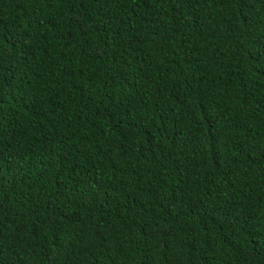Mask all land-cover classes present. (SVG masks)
Instances as JSON below:
<instances>
[{"label": "trees", "instance_id": "trees-1", "mask_svg": "<svg viewBox=\"0 0 264 264\" xmlns=\"http://www.w3.org/2000/svg\"><path fill=\"white\" fill-rule=\"evenodd\" d=\"M0 264H264V0H0Z\"/></svg>", "mask_w": 264, "mask_h": 264}]
</instances>
